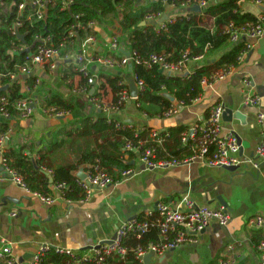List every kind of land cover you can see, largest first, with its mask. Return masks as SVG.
<instances>
[{
	"label": "crops",
	"instance_id": "0c3cea01",
	"mask_svg": "<svg viewBox=\"0 0 264 264\" xmlns=\"http://www.w3.org/2000/svg\"><path fill=\"white\" fill-rule=\"evenodd\" d=\"M149 1L152 0H137V3L146 4ZM227 1L229 0H214L213 4ZM238 5L242 12L255 17L264 9L252 0H240ZM192 9L193 7L165 5L157 23H146L160 26L162 22L187 16L194 12ZM203 12L201 10L200 13ZM115 23H97L96 26L76 34L63 48V54L69 58L64 59L56 71H51L47 66H38L32 69L29 76L22 78V92L35 97L40 105L47 99L58 96L71 106V111L64 117L55 118L37 108L30 118L17 116L9 119V147L24 149L27 156L38 159L39 152L50 150L53 143L63 142L66 145L54 150L52 157H57V164L73 162L76 154L70 152L71 139H91L104 133L85 125L80 132L70 135L76 124L86 119L96 121L103 114L90 101L92 88L89 94L79 92L80 88H87L88 85L86 78L83 81L80 75L74 74L78 70L72 56L87 43L88 55L94 61L101 58L112 59L120 64L123 58L129 57L122 52L129 51L124 44L118 50L110 48L115 32L120 34L119 39L122 36L119 23ZM200 25L213 33L215 20L207 17ZM90 37L94 40L89 42ZM252 42L254 47L247 59L232 75L224 80H213L210 86L205 85L202 95L189 105L181 106L175 99L172 103L179 106L175 116L149 117L136 107L134 100L132 104L128 102L121 111L114 112L112 118L138 131L146 128L163 132L176 127L189 129L207 119L217 103H223L226 108L234 112L241 111L245 116L244 121L233 119L232 122H225V126L239 135L242 149L239 155L255 160V150L264 142V124L258 122L259 113L264 114V37ZM237 45L239 44H232L228 40L218 47H210L203 59L193 60L189 64L188 70L194 72L198 66L211 64ZM117 55H120L119 60L116 59ZM131 65L112 68L95 62L92 69L99 80L104 74L117 75L123 79L124 84L130 86V81L135 76ZM72 74L74 75L71 76ZM29 78H35L33 88L26 86ZM245 80L250 82L251 93L262 98L258 108L246 106L243 102ZM103 97L108 103L117 99L108 85ZM0 121H4L3 117H0ZM128 158L126 155L125 159ZM132 162H135L132 174L106 190H97L87 202H74L71 205L55 187L52 196L56 203L49 206L15 183L0 181V242L5 240L13 243V255L19 264H27L32 260L42 244L82 252L113 238L123 222L135 218L144 219L148 212H156L159 203L176 207L184 197L190 196L198 206L217 208L222 206V201L227 204L232 221L227 227L212 223L200 235L198 243L185 244L161 256L153 254L148 259L146 256L142 264H219L226 247L231 243L237 246V264H264V258L258 250L261 238H264V230H254L247 225V221L256 215L264 217V163L260 170L245 164L230 171L199 162L154 169L146 168L138 157L130 164ZM109 264L126 263L118 261Z\"/></svg>",
	"mask_w": 264,
	"mask_h": 264
},
{
	"label": "trees",
	"instance_id": "16d2710c",
	"mask_svg": "<svg viewBox=\"0 0 264 264\" xmlns=\"http://www.w3.org/2000/svg\"><path fill=\"white\" fill-rule=\"evenodd\" d=\"M32 1L0 0V86H4L0 89V98L6 96L10 103H16L32 96L22 92L19 82H11L9 73L15 72L17 67L27 62L30 53L23 52L28 47L31 50L35 48L36 36L44 39L49 38V44L58 47L67 38L69 31L80 24L87 25L91 22L102 24L110 21L114 25L117 21L122 32L119 44H124L129 51L135 77L145 82L144 90L139 93L135 103L139 104L138 109L149 117L163 116L167 110L174 106V103L165 98L166 93L172 95L179 104L183 103L184 105H189L199 98L204 92L203 80L211 83L220 70L238 66L237 60L244 49V44L233 46L216 61L198 66L186 77H167L157 66L148 68L146 63L151 60L153 55H170L171 62L181 60L187 51L191 58L206 56L210 47H218L221 43L228 41V36L224 31L230 23L244 26L257 21V17L254 15L241 11L238 5L240 0L212 4L202 14L191 12L176 20H168L164 22L165 29L162 31L157 30L152 24L142 25V23L146 22L148 15L164 12L163 0L149 1L146 4H138L137 0H71L72 3L68 6L64 5L67 0H50L51 2L46 5V14L42 20H36L35 6ZM167 1L169 4L181 6L188 2L194 3L196 0ZM23 2L25 8L20 13L19 5ZM204 17L215 20L213 33L210 29L200 25L205 19ZM17 22L21 23L18 29L19 33L26 35L25 44L14 34V26ZM207 46L208 50H206ZM123 54L125 55V53ZM119 58L120 55H117L116 59L119 60ZM136 60H139L140 63L137 64ZM74 74L80 75L83 81L85 80V77L79 72ZM100 82L101 90L104 91L108 85L117 97L123 89L129 91L128 85H120L123 79L117 75L104 74L101 76ZM27 84L33 88L35 78H29ZM4 88L6 89L4 90ZM41 106L71 111V106L58 96L47 99ZM9 107L12 117L19 116V113L13 110L11 105ZM3 120L0 121V135L9 130V119L3 118ZM85 125L92 126L96 132L102 130L100 133H104L91 139L78 141L71 139L70 152L73 151L72 153L76 154L73 162L65 161L57 164V157H52L54 150L66 145L63 142L53 143L50 150L39 152L38 159L27 156L24 149L9 147L8 143L4 157L8 165L24 178L32 193L52 197L53 188L64 185L65 188L62 191L65 198L73 202H80L85 198V194L78 186V178L74 173L81 167L94 164L96 160H99L100 167L115 182L121 181L124 172L134 171V166L130 165V162L137 157L132 150L125 149L129 141L135 145L141 140L146 141L142 151L155 148L158 161L171 159L181 161L193 155L189 147H185L181 142L182 135L188 130L184 127L171 128L161 132L160 138L163 143L159 145L157 140L150 137L152 129L146 128L143 131H138L131 127L119 130L116 123L110 122L103 114L96 121L86 119L76 124L70 135L73 132H80ZM126 155L129 156L128 160L125 159ZM48 172L53 178L52 184L48 178ZM157 241L158 231L152 229L142 239H137L134 235L128 236L125 245L146 247ZM118 261L122 262L118 257H110L106 264ZM46 263L72 264V261L69 256H61L51 251L47 255ZM123 263L136 264V260L132 255H129Z\"/></svg>",
	"mask_w": 264,
	"mask_h": 264
},
{
	"label": "built area",
	"instance_id": "2783aa9c",
	"mask_svg": "<svg viewBox=\"0 0 264 264\" xmlns=\"http://www.w3.org/2000/svg\"><path fill=\"white\" fill-rule=\"evenodd\" d=\"M158 2V0H152ZM257 6L264 7V0H252ZM50 0H33L32 4L35 6L34 16L36 20H42L46 14V5L50 3ZM214 0H196L194 3L188 2L177 6L175 4H169L167 0H163L164 5H172L181 8H190L198 6L202 11L207 9ZM71 0L65 1L64 5L68 6L71 4ZM25 3L19 5L20 13L23 12ZM162 14H152L146 17L147 22L157 23V20ZM97 25V22H91L87 25H78L69 31L66 39L58 47H53L49 44V38H41L40 36L35 37V48L31 50L30 57L24 65L17 67L15 72L9 73L11 82H19L21 86L24 84L23 77L29 76L34 67L47 66L51 71H56L59 68V64L69 57L63 54V48L65 44L73 39L76 34L86 28H91ZM21 26L20 22H17L14 26V34ZM159 31L165 29L164 23L160 26H155ZM225 34L228 36L229 42L232 44H244V49L238 57V66L242 65L247 59L251 50L254 47L252 40H258L264 37V11L261 12L257 21L254 23H247L244 26H237L235 23H230L225 28ZM120 34L115 32L112 37V43L110 48L118 50L120 46L119 41ZM94 38L90 37L88 41H93ZM29 48V47H28ZM77 63L78 72L87 79V88H80L79 92L88 93L90 88H94L93 94H90L91 103L101 111L110 122H115L117 129L131 128L130 125H124L120 122H116L112 118L114 112L121 111L128 102L134 101L131 98L130 90L123 89L118 95L115 102L108 103L103 97V90L100 89L101 83L98 76L93 72V65L95 62L112 68H117L119 65L124 67L131 63V56L123 58L119 64L112 59H98L94 61L88 55L87 43L82 46V49L72 56ZM170 55L161 54L153 55L151 60L146 63L148 68L154 66L159 67L163 70L167 77L183 76L184 74L190 75L191 70H188L189 64L193 60H201L204 55L191 58L189 52H185L178 62H171L169 60ZM139 64V60H136ZM238 66H233L227 69L220 70L214 77V80H224L228 76L232 75ZM136 86L139 93L144 90L145 82L142 79H138L134 76ZM26 83V82H25ZM203 86H210L207 80L202 81ZM120 85H125L121 82ZM26 86H28L26 84ZM245 91L243 94V102L246 106L258 108L262 98L259 95L251 93L250 82L244 81ZM4 86L1 85L0 89ZM29 90V87H27ZM138 99V98H137ZM136 99V100H137ZM135 100V101H136ZM19 113L22 118H30L35 110L39 108L44 114L61 118L69 114V111L58 110L55 107L44 108L35 97L29 96L16 103H10L9 98L3 96L0 98V117L5 119H11L12 114L10 107ZM184 106L183 103H180ZM139 108V104H136ZM226 106L223 103H217L210 111L209 117L199 124H195L189 128L182 135V144L185 147H189L192 152L190 158H186L181 161L174 159L171 160H157L155 148H149L142 151V147L146 141H139L137 145L129 141L125 149L132 150L137 155L139 161L146 168H170L181 165H187L194 162H199L210 167H232L249 164L255 169L260 170L261 164L264 163V142L260 143L256 150V159L242 158L240 154L241 142L239 135L236 131L228 129L224 121V113ZM179 106L174 105L172 108L167 110L163 116L165 118H171L178 113ZM258 122L264 124V114L262 112L258 115ZM161 132L158 130H152L150 137L157 140L158 144L161 145L163 140L160 138ZM168 136V135H167ZM10 140V131L0 135V181H11L21 187L29 195L35 196L41 199L42 202L51 206L56 203L55 198L43 196L38 193H32L25 182L24 178L16 173L9 165L4 157L7 144ZM85 179H77L78 186L82 189L85 194V198L80 203L87 202L93 196L97 190H106L108 187L117 184L113 178L104 171L100 165L99 160H96L94 164L88 165L85 170ZM50 174V172H48ZM133 171H127L123 173L126 177L132 174ZM64 185H58L55 187L59 190L62 197L65 198L63 193ZM71 205L74 202L67 200ZM15 216V214H12ZM232 221V215L223 206L217 208H211L208 206H198L197 203L190 197L186 196L182 199L181 203L173 207L170 204L161 202L157 205L156 212H148V216L144 219H131L123 222L116 230L115 239L110 243H99L96 246H92L90 249L85 251H73L67 248L54 247L49 244H42L39 246L38 251L35 253L32 260L27 264H53L46 263L47 255L54 251L56 254L61 256H69L72 264H106V261L110 257H118L122 262H125L129 255H132L136 260V264H142L144 258L147 255H164L169 250H175L181 246L189 243L196 244L199 242L200 235L212 224L217 223L221 227H227ZM248 227L251 229H263L264 230V217L256 215L247 221ZM152 229L158 231V241L150 243L148 246L128 247L125 245V240L130 235H134L137 239H142ZM111 240V239H110ZM105 242V241H104ZM235 243L229 244L224 255L220 258L219 264H237L238 253ZM262 257L264 258V238L258 245ZM0 264H19L13 255V243L2 240L0 242Z\"/></svg>",
	"mask_w": 264,
	"mask_h": 264
},
{
	"label": "water",
	"instance_id": "95a60500",
	"mask_svg": "<svg viewBox=\"0 0 264 264\" xmlns=\"http://www.w3.org/2000/svg\"><path fill=\"white\" fill-rule=\"evenodd\" d=\"M192 10H193L194 12H197V13H200V12H201V9H200L198 6H194ZM262 11H264V9H262ZM164 20H166V18H164ZM145 24H146V22L142 23V25H145ZM16 35H17L18 39H20L24 44L26 43V42H25V40H26V35H22V34H20L18 30L16 31ZM30 51H31L30 48H26V49L24 50L23 53H29ZM123 53H125L126 56H130L129 53H126V52H123ZM132 67H133V66L131 65L130 68L132 69ZM160 71L163 72V70H160ZM186 76H188L187 73L184 74L182 77H186ZM129 87H130V95H131V98H132L133 100H136V99L139 97V91H138V88H137V86H136V82H135V80L130 81V86H129ZM5 89H6V88H4V90H5ZM94 91H95V89H92L91 94H93ZM164 96H165V98H167V99H168L169 101H171V102H174V101H175V98L172 97V96L169 95V94H165ZM130 104H132V102H130ZM223 118H224V121H225V122H232L233 119H238V120H243V121H244L245 116L242 114L241 111H236V112H234L233 110L227 108L226 111H225V113H224ZM241 151H242V149L240 150V152H241ZM134 163H135V162H132L130 165H133ZM86 167H87V165L81 167L80 170L77 171V174H76L75 176H76L78 179H81V180H84V179H85V177H86V175H85V173H86V172H85ZM223 168H225V169H227V170H230V171H235V170L238 169V168L235 167V166H232V167H223ZM48 178H49V180H50V183L52 184V183H53V178H52V176L48 175ZM220 205H222V206L225 207V208H228L227 204L223 203L222 201H220ZM114 239H115V235L113 236V238H111V240H107V241H105V242H103V243L110 244ZM151 256H152V255H147V259L150 258Z\"/></svg>",
	"mask_w": 264,
	"mask_h": 264
},
{
	"label": "rangeland",
	"instance_id": "374dc122",
	"mask_svg": "<svg viewBox=\"0 0 264 264\" xmlns=\"http://www.w3.org/2000/svg\"><path fill=\"white\" fill-rule=\"evenodd\" d=\"M14 6V4L12 3V7Z\"/></svg>",
	"mask_w": 264,
	"mask_h": 264
}]
</instances>
